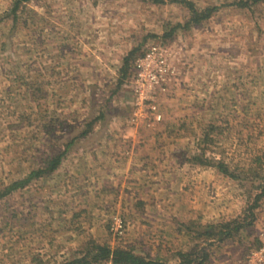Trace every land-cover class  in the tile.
<instances>
[{"label":"rangeland","instance_id":"374dc122","mask_svg":"<svg viewBox=\"0 0 264 264\" xmlns=\"http://www.w3.org/2000/svg\"><path fill=\"white\" fill-rule=\"evenodd\" d=\"M11 1L0 0V188L70 142L51 173L0 197V264H57L89 237L171 263L194 231L242 214L258 178L188 158L211 125L204 155L264 172V0H192L216 9L169 38L165 25L187 16L175 1L24 0L15 23ZM151 42L170 46L176 75L156 95L160 120L133 126L123 78ZM253 211L204 264H241L264 196ZM113 213L120 236L108 230Z\"/></svg>","mask_w":264,"mask_h":264},{"label":"trees","instance_id":"16d2710c","mask_svg":"<svg viewBox=\"0 0 264 264\" xmlns=\"http://www.w3.org/2000/svg\"><path fill=\"white\" fill-rule=\"evenodd\" d=\"M153 3H161L164 0H149ZM180 3L187 11V16L182 22H174L165 25L161 35L171 37L177 28H189L192 25L199 24L207 19L211 13L216 9L215 5H205L197 7L192 0H169ZM261 0H231L235 6L250 7L252 4ZM24 0H12L7 10L11 22L15 23L19 17L20 11L24 10L22 4ZM19 12V14H18ZM135 47L128 50L121 62L122 75L126 71L128 58L133 54ZM142 50L136 53L139 54ZM133 56V57H134ZM131 57V56H130ZM132 57V58H133ZM128 70L125 72L123 82L127 76ZM120 83V81H118ZM209 131H205L203 136L197 139V144L202 142L201 146L197 145V152L193 153L188 161L197 163L199 165H212L217 171L230 178H246L255 176L258 178L256 183V191L254 193L248 192L247 205L239 217H234L225 220H219L215 223L205 224L201 229L194 231L192 234L193 240H198L194 245L188 249H177L172 254L174 261L169 263L167 260L159 257H149L134 251L131 245H109L105 242H98L93 238H87L82 241L75 249V253L71 257L64 258L57 264H97L100 262H108L110 264H204L208 259V247L215 242L232 238L238 231L247 224L252 222L254 218V208L258 206L261 198L264 196V172H253L252 174H245V169L235 170L229 168L228 164L223 158H213L204 155L203 144L208 140L211 142L212 137L209 138V132L215 130V127L210 125ZM81 132H84L82 130ZM69 140L63 143V148L52 155L41 158V162L27 170L25 175L16 178L5 184L0 188V197L5 194L25 186L32 179L51 173L60 163L61 158L67 149ZM258 160V159H257ZM244 173V174H243ZM243 174V175H242ZM190 225H187L189 229ZM256 244V242H255ZM254 244V245H255Z\"/></svg>","mask_w":264,"mask_h":264},{"label":"built area","instance_id":"2783aa9c","mask_svg":"<svg viewBox=\"0 0 264 264\" xmlns=\"http://www.w3.org/2000/svg\"><path fill=\"white\" fill-rule=\"evenodd\" d=\"M172 57L169 45L151 42L132 58L122 84L129 104V124L150 127L160 120L156 95L164 92L176 75ZM108 230L114 236L123 233L124 222L119 214L110 215ZM241 264H264V223L256 232V244L247 250Z\"/></svg>","mask_w":264,"mask_h":264}]
</instances>
